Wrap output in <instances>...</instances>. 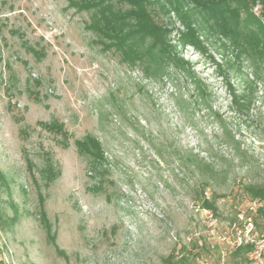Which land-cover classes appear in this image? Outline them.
<instances>
[{"label": "rangeland", "instance_id": "374dc122", "mask_svg": "<svg viewBox=\"0 0 264 264\" xmlns=\"http://www.w3.org/2000/svg\"><path fill=\"white\" fill-rule=\"evenodd\" d=\"M71 1L0 0V264H244L229 240L245 187H264L259 6L237 27L188 1L198 50L147 0L157 63L130 4ZM177 151L216 169L204 193Z\"/></svg>", "mask_w": 264, "mask_h": 264}, {"label": "trees", "instance_id": "16d2710c", "mask_svg": "<svg viewBox=\"0 0 264 264\" xmlns=\"http://www.w3.org/2000/svg\"><path fill=\"white\" fill-rule=\"evenodd\" d=\"M106 1H111V0H76V1L72 0L70 3L72 6H75L78 10H88L94 7L103 8L102 5H104ZM119 1H125L133 7L126 13V16L128 17L132 16L135 19L139 20L140 22L144 23V26H142L144 31H146L147 33H149L154 37L156 42L154 46V52L151 53L152 54L155 53V56H157L154 59V61L157 63L159 62L161 63L162 61L160 60L158 55L159 49L157 45L158 43L164 42V33L161 31L160 27L152 21L150 12L146 8L147 0H119ZM188 1L190 0H164L166 5L168 6V9L170 8L174 12H176L180 16V19L184 25L185 31L180 33L179 36L180 42L190 44L198 50H203L204 47L201 43L199 33L197 32V29L193 22L194 21L193 15L191 13V10L188 9L186 6ZM191 1H193L200 8L222 10L225 13V16L230 17L232 21L237 25V27L240 26L241 12L243 10L245 9L247 10L259 6L258 8H259L260 21L264 24V0H191ZM119 37L122 38V36ZM232 37L236 41V43L237 42L239 43L240 40L237 32H235V34L232 35ZM181 68L187 73V75L190 78H193V73L189 70L188 67H185L183 64H181ZM193 79H194L193 83L195 84V87L199 89L200 87L199 80L195 78ZM234 96L239 99L245 98V95L243 94L234 95ZM85 142H90L94 146L97 145V142L94 141L91 137H87ZM78 145L81 147L85 145V143L79 142ZM234 149L238 151L239 146L234 145ZM177 155L180 165L183 169H187V170L192 169L191 171L196 172L204 181V184L201 187L202 193H204V190L209 187V181L216 173L215 172L216 169L213 166L205 163L202 160V158L199 157L198 154H194L186 151L185 152L177 151ZM238 155L242 157V154H238ZM245 191L250 197L264 198V187L261 185L249 184L245 187ZM200 203L202 208L210 210L212 212L216 211L214 200H210V198L202 196ZM248 250H249L248 246H238L237 248H235V252L237 254L243 252L246 255ZM245 261H246V257H245ZM175 263L190 264L188 262V258L186 255L179 258L178 262L173 261V254H170L166 258H163L162 261V264H175Z\"/></svg>", "mask_w": 264, "mask_h": 264}, {"label": "built area", "instance_id": "2783aa9c", "mask_svg": "<svg viewBox=\"0 0 264 264\" xmlns=\"http://www.w3.org/2000/svg\"><path fill=\"white\" fill-rule=\"evenodd\" d=\"M232 246H248L244 264H264V198L250 197L236 214Z\"/></svg>", "mask_w": 264, "mask_h": 264}]
</instances>
